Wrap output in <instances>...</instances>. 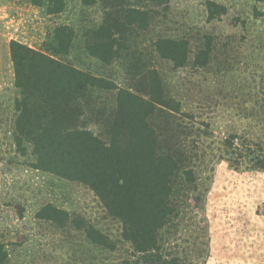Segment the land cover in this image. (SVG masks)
I'll return each instance as SVG.
<instances>
[{
  "label": "rangeland",
  "instance_id": "374dc122",
  "mask_svg": "<svg viewBox=\"0 0 264 264\" xmlns=\"http://www.w3.org/2000/svg\"><path fill=\"white\" fill-rule=\"evenodd\" d=\"M63 1L0 0L2 264H264V0ZM13 41L103 79L98 141L38 151Z\"/></svg>",
  "mask_w": 264,
  "mask_h": 264
},
{
  "label": "trees",
  "instance_id": "16d2710c",
  "mask_svg": "<svg viewBox=\"0 0 264 264\" xmlns=\"http://www.w3.org/2000/svg\"><path fill=\"white\" fill-rule=\"evenodd\" d=\"M42 1L43 0H32V2L36 4H39ZM50 1L53 3V11L55 12L61 11L64 7L63 0ZM128 23L134 22L132 21ZM73 34L74 31L70 29L67 30V27L61 26L58 28L57 35L60 52L66 51L69 48ZM63 36H67L69 41H64ZM111 47L112 44L106 45L105 50L110 51ZM11 48L17 86L28 91L30 95L47 96L48 103L50 104V112H47L46 114L48 115L47 121L44 123V127H42V134L45 138L41 141L35 142L38 151L41 148L47 150L48 148H51L52 144L62 142L75 135L83 136L85 140L91 138L98 141V139L92 135L90 130L75 128L81 110L75 108L71 103L76 102L77 98L87 96L90 90L94 88H107L108 86H103L101 84L103 79L90 75L76 66L61 62L52 56L30 48L17 41L12 42ZM110 59L111 58L106 57V62L110 61ZM33 70L36 72L35 75ZM28 71L31 72L33 76H30ZM39 129L40 123L38 130ZM90 141H85V147L90 146ZM38 155H40L39 152ZM39 160L43 161V158L41 159L39 156ZM39 165L42 168L57 171L58 173L69 176L73 179L79 178V176H73L65 174L57 169L55 170V168L51 166H45L41 162ZM156 166H160V164H157ZM154 184L155 182L153 185ZM165 186L166 188L169 187L168 184ZM116 193L117 195H121L120 192ZM120 199L122 201L118 203L122 205L125 202L124 197H121ZM0 256V264H2V261H4V251L0 252Z\"/></svg>",
  "mask_w": 264,
  "mask_h": 264
}]
</instances>
